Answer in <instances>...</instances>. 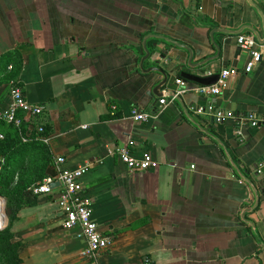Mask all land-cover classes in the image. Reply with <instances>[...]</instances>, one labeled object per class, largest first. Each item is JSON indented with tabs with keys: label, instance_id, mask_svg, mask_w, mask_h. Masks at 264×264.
I'll return each mask as SVG.
<instances>
[{
	"label": "crops",
	"instance_id": "0c3cea01",
	"mask_svg": "<svg viewBox=\"0 0 264 264\" xmlns=\"http://www.w3.org/2000/svg\"><path fill=\"white\" fill-rule=\"evenodd\" d=\"M219 1L226 7L205 0L201 11L209 19L199 26L179 5L190 0H0V108L10 105L16 84L30 104L43 107L52 157L47 177L56 178L59 157L66 168H87L83 192L100 233L112 238L101 264H264V172L256 173L264 164V61L243 74L247 53L235 35L216 31L248 25L262 34L261 25L247 0ZM253 2L264 12V0ZM212 28L222 57L199 72L219 74L226 67L239 74L218 96L186 93L181 103L163 97L166 106L159 107L160 99L148 95L157 75L142 70L153 59L138 65L142 37L159 34L185 44L196 63L216 54ZM155 43L147 41L149 52ZM159 44L160 51L188 59L186 51ZM11 52L21 58L17 76ZM133 108L154 118L135 122ZM192 108L253 115L259 126L245 124L238 133L232 121L212 125ZM24 118L22 130L28 132ZM198 127L222 142L256 187L258 205L245 215L254 231L240 218L254 205L252 191ZM4 132L0 125V138ZM118 147L137 159L150 154L153 166L129 170L115 155ZM60 195L54 182L34 206L19 212L15 240L22 243L23 264H85L77 228L62 226ZM0 202L5 205L1 196Z\"/></svg>",
	"mask_w": 264,
	"mask_h": 264
},
{
	"label": "built area",
	"instance_id": "2783aa9c",
	"mask_svg": "<svg viewBox=\"0 0 264 264\" xmlns=\"http://www.w3.org/2000/svg\"><path fill=\"white\" fill-rule=\"evenodd\" d=\"M236 44L248 56L241 72L245 75L250 74L264 61V43H258L250 34H241L236 36ZM238 74V70L234 68L222 69L218 74L217 81L210 86L189 85V83L182 79L177 80L175 97L186 93L200 96H218L223 89L227 88L228 80ZM9 96L11 99L10 105L6 108H0V121L13 125L19 131L21 142L38 141L48 147L50 138L41 119L43 107L30 104L17 84L10 87ZM158 103L159 107H165L166 99H160ZM110 109L112 113H115L117 107L116 105H112ZM192 111L198 115L206 114V116L214 118L218 124L222 121L233 119L234 116L233 114H224L219 111L215 113L213 110L212 112L210 110L203 112V110L198 108H192ZM23 116L27 122H30V130L25 133L21 131L24 124ZM131 118L138 123H147L154 118V115L138 108H133L131 110ZM245 123L252 127L258 126L253 115L243 118L241 125ZM82 128H87V126H82ZM33 131H35V134H32ZM115 155L120 162L134 172L147 171L154 164V160L150 154H144L141 158L137 159L131 155L126 147H118ZM55 163L58 168L56 178L46 177L40 184L32 187V194L35 196L47 194L51 191V185L54 182L59 183L61 187L59 206L63 215V228L66 230L77 228L78 233L76 236L85 242V247L80 253L85 264H101V255L111 245L112 238L100 233L97 223L92 216L91 200L83 192L82 178L87 168H66L64 167L65 161L61 157L56 158ZM263 169L264 164H260L256 169V173L261 174Z\"/></svg>",
	"mask_w": 264,
	"mask_h": 264
},
{
	"label": "water",
	"instance_id": "95a60500",
	"mask_svg": "<svg viewBox=\"0 0 264 264\" xmlns=\"http://www.w3.org/2000/svg\"><path fill=\"white\" fill-rule=\"evenodd\" d=\"M212 1H214L217 6H220L222 8H225L227 5L225 3H221L219 0H212ZM204 2L205 0H190V4L186 7L184 6L183 2H180L179 5L181 8H183V11L187 16H190L191 18L195 19L196 23H198V25L201 26L200 23L206 22L209 19L208 18L209 15L201 11V5H204ZM247 4L258 16L260 25H261L262 34L257 33L253 28H251L248 25H245L242 28L237 29V30H229V29L220 28L216 31H219V33L225 36H234V35L238 36V35H241L244 31H248L253 34L254 38L256 39L258 43H264V12L263 10H261V8H259L253 2V0H247ZM210 31H211L209 35L210 41L216 50V54L212 56H208L196 63L192 62L193 55H194L193 50L185 44L179 43L167 36L159 35V34L151 33V34H147L142 37L141 46H142L144 56L139 61L138 65L139 67H141L146 60L153 59L152 67L144 68V69L142 67L141 68L144 71L143 73L146 75H151V74L157 75V78L151 82L152 88H151V92L148 94L149 96L155 97L158 100L162 99L163 97L174 98V100H176L178 103H181L182 102L181 96L175 97V89L177 88L176 86L177 80L182 79L187 83H193V84L204 85V86L213 85L217 81L218 79L217 73H212V72L200 73L199 72L200 70L209 66L212 62L217 61L220 57H222L221 46L217 45L213 41L214 29L212 28ZM149 39H154L157 41V43L153 44L154 52H151V51L149 52V49L147 47V41H149ZM160 42H163L173 47L176 50L186 51L188 54V59L184 61L183 58L177 53L168 52V51H160L159 50ZM225 68L226 67L222 69H225ZM162 91H166V92L162 93ZM157 105L159 106V104ZM214 112L217 113L218 111L214 110ZM211 122L213 123V120H211ZM224 123L225 121H222L220 124L222 125ZM236 129H237L236 131L239 132V129L238 128ZM201 131L209 135L213 139V141L222 148L227 158V161L229 162L231 167L234 169L238 177L242 179L252 191L254 195V199H255L254 205L252 206V208L244 210L241 213L240 218L242 222L248 224L254 231V225L248 220H246L245 215L255 210L258 205L259 197H258V192H257L256 187L254 186L252 181L248 178L247 171H245L238 162H234L231 156L227 153L222 142L218 138L211 136L208 132L204 131L203 129ZM263 172H264V169H263ZM52 186L53 185H51V188ZM2 212L4 216L6 217L4 205H3ZM4 227L5 225L0 227V229H3Z\"/></svg>",
	"mask_w": 264,
	"mask_h": 264
},
{
	"label": "trees",
	"instance_id": "16d2710c",
	"mask_svg": "<svg viewBox=\"0 0 264 264\" xmlns=\"http://www.w3.org/2000/svg\"><path fill=\"white\" fill-rule=\"evenodd\" d=\"M10 56L9 64L14 70V76H17L21 69L20 55L11 52ZM246 117L233 116V119L225 122L232 121L233 126L238 128ZM205 120L209 124L217 125L210 116ZM0 125L5 127L4 135L0 138V159L3 160L0 168V196L5 199L4 210L8 220L6 227L0 229V264H23L19 256L22 243L15 240V224L24 207L35 205L36 196L32 194V187L47 177V168L52 157L46 145L38 141L23 143L19 131L13 125L2 121ZM25 125L26 122L22 126Z\"/></svg>",
	"mask_w": 264,
	"mask_h": 264
},
{
	"label": "rangeland",
	"instance_id": "374dc122",
	"mask_svg": "<svg viewBox=\"0 0 264 264\" xmlns=\"http://www.w3.org/2000/svg\"><path fill=\"white\" fill-rule=\"evenodd\" d=\"M2 200V199H1ZM5 206V205H4ZM2 209H3V203H2ZM2 209H1V213H2V217H3V220H4V224L2 225V226H4L5 225V227H6V225H7V216L5 217L4 216V214H3V212H2ZM2 226H0V227H2Z\"/></svg>",
	"mask_w": 264,
	"mask_h": 264
},
{
	"label": "bare ground",
	"instance_id": "6f19581e",
	"mask_svg": "<svg viewBox=\"0 0 264 264\" xmlns=\"http://www.w3.org/2000/svg\"><path fill=\"white\" fill-rule=\"evenodd\" d=\"M1 209H2V204L0 202V226H2L4 224V220H3V217H2Z\"/></svg>",
	"mask_w": 264,
	"mask_h": 264
}]
</instances>
